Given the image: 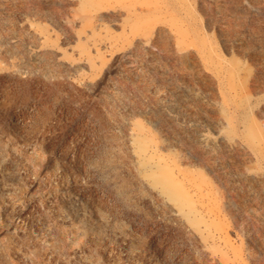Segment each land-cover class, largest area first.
<instances>
[{"label":"rangeland","instance_id":"rangeland-1","mask_svg":"<svg viewBox=\"0 0 264 264\" xmlns=\"http://www.w3.org/2000/svg\"><path fill=\"white\" fill-rule=\"evenodd\" d=\"M0 264H264V0H0Z\"/></svg>","mask_w":264,"mask_h":264},{"label":"bare ground","instance_id":"bare-ground-1","mask_svg":"<svg viewBox=\"0 0 264 264\" xmlns=\"http://www.w3.org/2000/svg\"><path fill=\"white\" fill-rule=\"evenodd\" d=\"M177 188H179V186H177Z\"/></svg>","mask_w":264,"mask_h":264}]
</instances>
